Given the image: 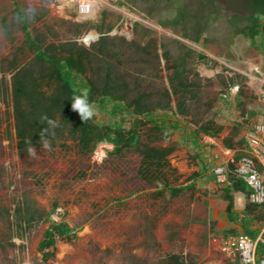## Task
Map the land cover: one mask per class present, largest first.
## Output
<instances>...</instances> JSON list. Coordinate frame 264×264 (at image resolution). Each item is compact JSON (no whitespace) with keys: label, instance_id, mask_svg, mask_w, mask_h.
<instances>
[{"label":"rangeland","instance_id":"rangeland-1","mask_svg":"<svg viewBox=\"0 0 264 264\" xmlns=\"http://www.w3.org/2000/svg\"><path fill=\"white\" fill-rule=\"evenodd\" d=\"M192 0H95L94 17L83 19L68 0H0V66L15 56L32 57L25 46L19 13L35 36L48 42H76L90 48L102 37L123 38L145 47L156 41L159 69L149 74L157 87L170 88L174 70H168L188 51L190 79L199 74L202 102L200 116L224 127L216 138L200 136L202 151L188 141L192 129L168 133L161 142L141 133L152 146L176 147L169 157L160 183L139 175L141 157L134 149L114 152L108 143L98 145L92 155H82L73 142L18 156L6 131L0 132V264H233L238 261L225 249V240L243 233L242 223L228 218L223 187L214 180L221 163L224 140L232 138L239 152L251 125L264 116L259 94L264 87V53L249 40L236 36L225 19L212 22L206 41L187 39L181 29L161 26ZM80 30L79 36L73 33ZM185 34V35H184ZM91 35L98 37L86 43ZM190 36V33L187 34ZM260 38L258 39V41ZM169 54V62L164 54ZM207 58L200 60L199 56ZM146 59V57H144ZM2 78L3 75L0 74ZM11 74L6 82L11 91ZM242 102L239 107L238 102ZM209 105L211 109H209ZM6 127L13 124L12 108L2 106ZM98 121L105 116L96 111ZM194 121V117H190ZM238 135H234L235 131ZM213 141V142H212ZM199 153V154H198ZM208 169L204 176H195ZM193 185L177 196L174 188ZM235 212L242 219L248 202L234 192ZM28 206L41 220L21 229L15 220L19 208ZM257 209L250 217V229L259 231L264 221ZM54 223H66L74 234L57 238L54 248L41 252L45 232ZM44 253H51L46 257Z\"/></svg>","mask_w":264,"mask_h":264},{"label":"trees","instance_id":"trees-1","mask_svg":"<svg viewBox=\"0 0 264 264\" xmlns=\"http://www.w3.org/2000/svg\"><path fill=\"white\" fill-rule=\"evenodd\" d=\"M256 16L250 19L251 25L238 28L235 33L249 40L254 48L264 53L262 35L264 0H255ZM25 34V46L32 57L22 61L14 57L3 61L0 66V132L6 131L8 138L15 143L17 154L28 158L32 152L43 148H54L61 142H73L78 151L92 155L98 145L111 144L114 152L119 154L125 149H134L141 157L139 175L150 183H160L163 172L170 169L169 157L176 147L152 146L143 142L141 131L148 128L149 137L161 142L166 134L184 129L189 124L192 129L187 133L188 141L198 152L202 151L200 136L216 138L224 127L213 119L201 121L200 102H202L201 80L195 74L190 79L191 71L187 70L188 51L168 70L174 72L169 79L170 88L157 87L149 74L158 71L159 55L156 41L151 40L145 47L137 43L125 42L123 38L111 39L102 37L90 48L76 42L47 43L44 35H33L28 22L19 13ZM164 26H166L164 24ZM80 30L73 35L79 36ZM196 43L199 39L194 40ZM146 57V59L144 58ZM164 58L169 62V54ZM207 57L200 55V60ZM11 74V91L6 82V75ZM88 92V100L94 105L95 114L82 121L77 112L71 108L74 96ZM12 108L13 124L5 126L2 106ZM239 107L242 102H238ZM209 109L211 106L209 105ZM96 111L105 116V121H98ZM194 121H190V117ZM234 135H238L236 130ZM240 144L246 147L245 138ZM224 147L237 149L233 139H225ZM34 150V151H33ZM199 154V153H198ZM242 152H237L236 160ZM203 167L198 175L202 177L207 170ZM193 185L166 189L172 196H177ZM224 199L227 202L226 212L229 219L241 222L243 234L256 239L259 231L251 230L250 217L260 210L259 220L264 221V206L247 203L240 219L235 212L234 192L243 193L248 199L251 189L241 180L230 177L223 186ZM36 213L28 206L19 208L15 220L21 229L33 227L40 221ZM74 230L66 223H54L44 234L39 250L45 252L54 248L57 238H70ZM263 248H258V255ZM51 257V253H44ZM174 264H182L173 258Z\"/></svg>","mask_w":264,"mask_h":264},{"label":"built area","instance_id":"built-area-1","mask_svg":"<svg viewBox=\"0 0 264 264\" xmlns=\"http://www.w3.org/2000/svg\"><path fill=\"white\" fill-rule=\"evenodd\" d=\"M76 5L78 15L87 19L91 16L95 0H68ZM260 103L264 106V87L259 94ZM246 147L236 160L237 150L223 147L221 163L214 169L215 182L226 186L230 177L244 182L251 193L248 202L264 206V116L255 121L245 136ZM263 248V254L258 255V248ZM225 249L231 256L239 260V264H264V228L256 239L241 233L231 235L225 240Z\"/></svg>","mask_w":264,"mask_h":264},{"label":"flooded vegetation","instance_id":"flooded-vegetation-1","mask_svg":"<svg viewBox=\"0 0 264 264\" xmlns=\"http://www.w3.org/2000/svg\"><path fill=\"white\" fill-rule=\"evenodd\" d=\"M170 1V0H165ZM198 7L193 10L189 5L178 9L173 18L162 22L161 26L170 29H181L187 39L194 41L199 39L206 41V33L212 22L226 20L229 27L234 31L244 26H250V19L256 16L258 10L255 0H192ZM262 35L264 38V17H263ZM164 24L166 26H164ZM244 38V37H243ZM246 39V38H244ZM247 40V39H246ZM195 42V41H194Z\"/></svg>","mask_w":264,"mask_h":264},{"label":"clouds","instance_id":"clouds-1","mask_svg":"<svg viewBox=\"0 0 264 264\" xmlns=\"http://www.w3.org/2000/svg\"><path fill=\"white\" fill-rule=\"evenodd\" d=\"M72 100L71 108L74 112L79 114L82 121H87L94 116L95 108L93 104L89 103L87 91L82 95L74 96Z\"/></svg>","mask_w":264,"mask_h":264},{"label":"bare ground","instance_id":"bare-ground-1","mask_svg":"<svg viewBox=\"0 0 264 264\" xmlns=\"http://www.w3.org/2000/svg\"><path fill=\"white\" fill-rule=\"evenodd\" d=\"M94 15H95V11L93 10V12H92V14H91L90 17H94ZM95 38H96V37H95L94 35H91V36H89L85 41H86V42H89L90 40L95 39Z\"/></svg>","mask_w":264,"mask_h":264},{"label":"crops","instance_id":"crops-1","mask_svg":"<svg viewBox=\"0 0 264 264\" xmlns=\"http://www.w3.org/2000/svg\"><path fill=\"white\" fill-rule=\"evenodd\" d=\"M209 140L211 141L212 139L210 138ZM212 142H213V141H212ZM233 264H239V260H238L237 262L233 263Z\"/></svg>","mask_w":264,"mask_h":264},{"label":"water","instance_id":"water-1","mask_svg":"<svg viewBox=\"0 0 264 264\" xmlns=\"http://www.w3.org/2000/svg\"><path fill=\"white\" fill-rule=\"evenodd\" d=\"M263 30H264V28H263ZM96 38L98 37L97 35H94ZM87 44H88V42H86Z\"/></svg>","mask_w":264,"mask_h":264}]
</instances>
